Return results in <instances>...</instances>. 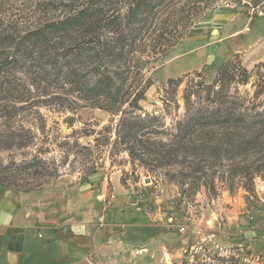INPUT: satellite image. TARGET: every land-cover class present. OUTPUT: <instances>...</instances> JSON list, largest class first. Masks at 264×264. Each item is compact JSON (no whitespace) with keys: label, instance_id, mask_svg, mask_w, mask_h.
Returning a JSON list of instances; mask_svg holds the SVG:
<instances>
[{"label":"rangeland","instance_id":"obj_1","mask_svg":"<svg viewBox=\"0 0 264 264\" xmlns=\"http://www.w3.org/2000/svg\"><path fill=\"white\" fill-rule=\"evenodd\" d=\"M69 1L0 0V31L13 26L27 30L60 19L68 13L63 4ZM205 3L206 11L228 4L251 17L264 16V0L175 3L158 22L163 38H172L166 52L155 59L148 49L141 53V60L148 62L123 88L130 86V93L142 95L133 107L124 104L119 110L155 118L137 157L131 159L116 139L119 111L74 105L76 95L63 81L37 89L26 80L29 93L24 89L22 98L27 96L33 107L9 121L0 119V134L9 135L0 143V190L45 192L60 208L67 200L63 196H75L77 210L89 212L95 225L113 232L114 264H264V170L254 172L252 184L247 178L254 163H264V138L250 149L246 141L252 134L246 123L228 128L214 124L196 127L190 138L194 144L219 148L220 154L213 157L209 150L204 160L185 159L181 150L171 151L177 147V122L189 103L199 107L198 86L211 84L220 70L231 75L221 85L236 104L235 117L242 113L250 122L264 112L262 63L244 64L233 52L238 42L233 49L213 53L185 42L194 39L190 33L199 20L192 18L194 9ZM256 25L249 24L250 38ZM202 63L204 68L197 71ZM1 100L0 105L5 102ZM42 100L49 102L43 105ZM11 140L16 143L7 146ZM169 152L175 157L171 162ZM100 184L102 191L97 189Z\"/></svg>","mask_w":264,"mask_h":264},{"label":"trees","instance_id":"obj_2","mask_svg":"<svg viewBox=\"0 0 264 264\" xmlns=\"http://www.w3.org/2000/svg\"><path fill=\"white\" fill-rule=\"evenodd\" d=\"M178 1L71 0L63 4L68 13L60 19L49 20L27 30L17 26L1 30L0 99L5 102L0 105V119L9 121L33 107L34 103L28 102L27 96L25 100L22 98L26 94H23L24 89L29 93L26 80H30L37 89L42 84L48 87L63 81L71 86L76 95L73 96L74 105L80 102L102 105L109 111L121 113L115 136L120 144L125 145L128 156L134 159L139 148L148 142L145 137L151 133L155 118H149L147 114L140 118L133 110H119L124 104L133 107L142 95L140 91L130 93V86L123 89L124 84L148 62V59L141 60V53L148 49L155 59V56H163L166 52L172 38H163L158 22L170 14ZM207 8V3L193 8L192 18L199 19L208 12ZM175 35L179 37V33ZM228 79L231 75L226 70H220L211 84L198 86L204 96L200 93L198 97L199 107L194 108V103H189L190 109L183 120L177 122V132L173 137L177 147L171 150L173 153L181 150L185 159L190 156L202 159L209 150L213 157L220 154L219 148L194 144L190 138L196 127L214 124L227 125L228 128L233 124L246 123L252 134L251 139L246 141L250 149H254L264 138V112H257L250 122H245L242 113L235 117L236 104L221 85ZM48 102L41 101L43 105ZM62 102L68 105L67 100ZM205 102L208 104L203 107L201 103ZM3 137L9 140V135L1 133L0 143ZM15 143L11 140L10 144H5L10 146ZM228 151L231 150L224 152ZM172 152H169L170 162L175 158ZM260 154L264 158V153ZM262 163H254L253 173L247 177L251 184L254 172L264 170Z\"/></svg>","mask_w":264,"mask_h":264},{"label":"crops","instance_id":"obj_3","mask_svg":"<svg viewBox=\"0 0 264 264\" xmlns=\"http://www.w3.org/2000/svg\"><path fill=\"white\" fill-rule=\"evenodd\" d=\"M254 21L258 27L250 38L249 24ZM190 34L194 39L185 42L210 48L212 53L233 49L238 42L234 54L239 53L251 67L262 63L264 70V16L217 6L199 18ZM203 68L202 63L197 71ZM97 189L102 191V184ZM63 197L67 200L60 208L45 192L0 190V264L116 263L113 232L95 225L89 212L79 208L77 214L80 203L75 196Z\"/></svg>","mask_w":264,"mask_h":264},{"label":"built area","instance_id":"obj_4","mask_svg":"<svg viewBox=\"0 0 264 264\" xmlns=\"http://www.w3.org/2000/svg\"><path fill=\"white\" fill-rule=\"evenodd\" d=\"M226 6H229L228 4H226Z\"/></svg>","mask_w":264,"mask_h":264}]
</instances>
